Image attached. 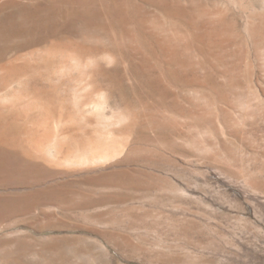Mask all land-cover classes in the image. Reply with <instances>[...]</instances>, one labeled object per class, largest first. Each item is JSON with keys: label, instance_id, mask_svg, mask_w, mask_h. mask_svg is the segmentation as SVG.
Returning a JSON list of instances; mask_svg holds the SVG:
<instances>
[{"label": "rangeland", "instance_id": "374dc122", "mask_svg": "<svg viewBox=\"0 0 264 264\" xmlns=\"http://www.w3.org/2000/svg\"><path fill=\"white\" fill-rule=\"evenodd\" d=\"M0 264H264V0H0Z\"/></svg>", "mask_w": 264, "mask_h": 264}, {"label": "bare ground", "instance_id": "6f19581e", "mask_svg": "<svg viewBox=\"0 0 264 264\" xmlns=\"http://www.w3.org/2000/svg\"><path fill=\"white\" fill-rule=\"evenodd\" d=\"M250 18H251V17H250ZM41 132H42V131H41ZM64 136H65V135H64ZM64 136H63V137H64ZM51 151H52V150H51ZM54 151H55V150H54ZM81 156H82V155H81ZM95 156H96V155H95ZM105 157H106V156H105ZM105 157H104V158H105ZM80 158H81V157H80ZM82 158H83V157H82ZM82 158L78 160L79 162L77 161L78 158H76L75 161H76L77 163H81V164H82L81 161L85 162V160L88 159V158H85V159L83 158V159H84V160H83ZM104 158H103V157H91V163H93V161H97V160H99V161L101 160V161H102V159L104 160ZM109 158H110V157H109ZM105 159H106V158H105ZM88 160H89V159H88ZM88 160H87L85 163H87ZM72 161H73V160H72ZM101 161H100V162H101ZM89 162H90V161H89ZM89 162H88V163H89ZM102 162H103V161H102Z\"/></svg>", "mask_w": 264, "mask_h": 264}]
</instances>
